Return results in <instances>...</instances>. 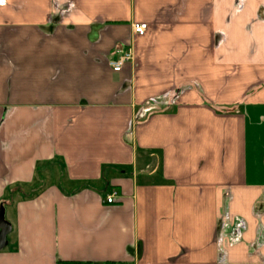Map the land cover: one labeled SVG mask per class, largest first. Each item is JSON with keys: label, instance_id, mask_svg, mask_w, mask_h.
Returning a JSON list of instances; mask_svg holds the SVG:
<instances>
[{"label": "crops", "instance_id": "0c3cea01", "mask_svg": "<svg viewBox=\"0 0 264 264\" xmlns=\"http://www.w3.org/2000/svg\"><path fill=\"white\" fill-rule=\"evenodd\" d=\"M0 205V264H264V0H0Z\"/></svg>", "mask_w": 264, "mask_h": 264}, {"label": "built area", "instance_id": "2783aa9c", "mask_svg": "<svg viewBox=\"0 0 264 264\" xmlns=\"http://www.w3.org/2000/svg\"><path fill=\"white\" fill-rule=\"evenodd\" d=\"M132 33L134 36L140 37L145 35L147 31L148 25L142 22L132 23ZM132 59L131 51L120 52L116 58H112L108 61L109 67L113 71H121L126 63H128ZM116 197V192L111 191L109 195L106 197L107 203H112Z\"/></svg>", "mask_w": 264, "mask_h": 264}, {"label": "water", "instance_id": "95a60500", "mask_svg": "<svg viewBox=\"0 0 264 264\" xmlns=\"http://www.w3.org/2000/svg\"><path fill=\"white\" fill-rule=\"evenodd\" d=\"M11 225L5 219L4 207L0 205V250L7 246V235L11 232Z\"/></svg>", "mask_w": 264, "mask_h": 264}, {"label": "rangeland", "instance_id": "374dc122", "mask_svg": "<svg viewBox=\"0 0 264 264\" xmlns=\"http://www.w3.org/2000/svg\"><path fill=\"white\" fill-rule=\"evenodd\" d=\"M10 216H11V212H10V209H8V207H7L6 208V213H5L6 220H9Z\"/></svg>", "mask_w": 264, "mask_h": 264}]
</instances>
